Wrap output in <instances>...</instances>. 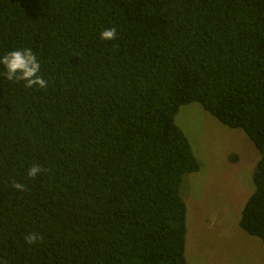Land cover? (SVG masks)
Returning <instances> with one entry per match:
<instances>
[{"label": "trees", "instance_id": "trees-1", "mask_svg": "<svg viewBox=\"0 0 264 264\" xmlns=\"http://www.w3.org/2000/svg\"><path fill=\"white\" fill-rule=\"evenodd\" d=\"M21 48L48 83L0 65V264H186L192 102L257 149L239 227L264 246V0H0Z\"/></svg>", "mask_w": 264, "mask_h": 264}, {"label": "rangeland", "instance_id": "rangeland-1", "mask_svg": "<svg viewBox=\"0 0 264 264\" xmlns=\"http://www.w3.org/2000/svg\"><path fill=\"white\" fill-rule=\"evenodd\" d=\"M175 123L200 165L184 175L180 187L186 205V264H264L262 241L239 227L254 191L257 149L242 130L219 123L196 102L181 106Z\"/></svg>", "mask_w": 264, "mask_h": 264}, {"label": "clouds", "instance_id": "clouds-1", "mask_svg": "<svg viewBox=\"0 0 264 264\" xmlns=\"http://www.w3.org/2000/svg\"><path fill=\"white\" fill-rule=\"evenodd\" d=\"M117 36L115 28L104 29L100 33L103 40H113ZM0 65L4 68V76L9 82L20 83L23 82L25 88H39L45 89L47 81L39 75L41 65L37 59L36 54L31 48L15 49L0 56ZM43 171L41 166L32 165L27 175L29 177H36ZM24 185L13 182V188L19 191L24 190ZM41 237L36 233H29L25 236V243L34 244Z\"/></svg>", "mask_w": 264, "mask_h": 264}]
</instances>
